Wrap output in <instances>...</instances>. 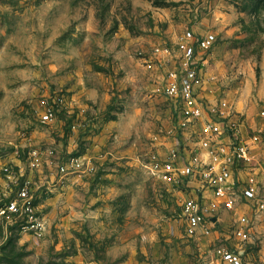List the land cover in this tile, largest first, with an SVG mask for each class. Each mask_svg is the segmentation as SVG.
<instances>
[{
    "label": "rangeland",
    "instance_id": "1",
    "mask_svg": "<svg viewBox=\"0 0 264 264\" xmlns=\"http://www.w3.org/2000/svg\"><path fill=\"white\" fill-rule=\"evenodd\" d=\"M189 31L216 36L208 87L264 140V0H0V209L25 186L35 207L0 216V264H221L237 214L188 239L184 188L149 170L176 143L163 86Z\"/></svg>",
    "mask_w": 264,
    "mask_h": 264
},
{
    "label": "built area",
    "instance_id": "2",
    "mask_svg": "<svg viewBox=\"0 0 264 264\" xmlns=\"http://www.w3.org/2000/svg\"><path fill=\"white\" fill-rule=\"evenodd\" d=\"M216 43L212 33L185 34L180 64L168 68L163 86L164 96L174 105L176 143L149 170L165 184L184 188L179 190L184 236L199 240L221 222V213L237 214L230 242L216 251L219 263L255 264L250 252L257 248V229L264 228V155L259 151L264 140L261 133H245L243 115L208 87L200 64ZM156 55L162 68L171 62L169 51L157 50ZM154 66L148 64L149 69ZM40 108L46 118L53 116L46 100ZM33 156L38 160L37 151ZM81 164L74 159L70 166L77 170ZM34 210L25 186L0 209V216L31 220Z\"/></svg>",
    "mask_w": 264,
    "mask_h": 264
}]
</instances>
